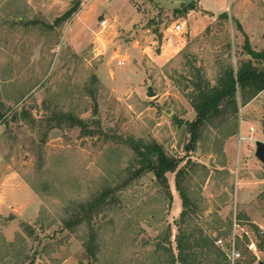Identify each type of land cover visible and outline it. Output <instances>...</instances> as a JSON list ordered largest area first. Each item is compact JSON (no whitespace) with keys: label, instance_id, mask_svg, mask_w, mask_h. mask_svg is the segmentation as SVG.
<instances>
[{"label":"rangeland","instance_id":"374dc122","mask_svg":"<svg viewBox=\"0 0 264 264\" xmlns=\"http://www.w3.org/2000/svg\"><path fill=\"white\" fill-rule=\"evenodd\" d=\"M70 1V7L79 2V11L50 29L44 23L56 17L31 0H0V100L10 110L0 120V255L17 264L24 236L38 264H150L169 227L175 249L183 209L175 172L168 173L171 196L152 173L122 187V205L100 228L97 259L77 233L60 230L67 205L126 177L133 151L120 135L155 139L170 155L184 156L183 163L197 161L188 181L196 221L212 231L245 214L236 230L239 262L264 263V248L245 245L264 238V164L255 155L256 141H264V90L247 104L239 100L234 134L211 128L190 149L187 122L196 112L179 86L191 63L217 82L235 61L229 42L233 52L246 36L254 48L264 46V0ZM222 11L228 21L216 19ZM15 111L27 115L14 119ZM55 111L81 117L90 128L97 114L111 136H81L69 122L54 126L48 118ZM240 131L249 138L240 141ZM27 223L37 241L27 235Z\"/></svg>","mask_w":264,"mask_h":264},{"label":"trees","instance_id":"16d2710c","mask_svg":"<svg viewBox=\"0 0 264 264\" xmlns=\"http://www.w3.org/2000/svg\"><path fill=\"white\" fill-rule=\"evenodd\" d=\"M182 7L183 11L188 12L190 10V7L184 3ZM79 8V2H75L52 22L45 21L44 25L50 29L62 27L73 19ZM205 12L211 14L208 10ZM216 19L223 20V22L228 21L230 19L229 13L222 11ZM237 24L240 29L242 27L240 21H237ZM210 29L211 25L207 27V30ZM227 47L235 61L233 58L229 60L222 72L219 73L217 82L214 83L207 78L203 73V68L192 65V63L189 65L188 73L180 75L182 81L180 80L179 86L191 101L196 112L195 118L187 122V131L190 134L188 147L190 149L195 148L203 140L205 132L211 128L218 130L225 128L228 135L234 134L238 126L239 100L243 104H247L264 90V46L261 49L254 48L246 36L241 47L235 49L234 52L230 42L227 43ZM189 66L187 64L185 68H189ZM9 112L10 110L6 109L5 104L0 100V120H6ZM22 114L27 115L26 112L15 111L12 116L17 119ZM48 121L51 123L55 121L54 126H60L63 122L78 126L81 136L95 134H102L105 138L111 136L101 127V120L97 114L91 118V122L96 126L94 128H90L89 121L63 112H53ZM118 138L133 151V158L126 168V177L104 185L85 199L67 205L66 214L61 220L62 228L60 230L77 233L83 240L88 254L97 259L102 241L100 228L106 219L113 220L114 212H117V209L122 205L123 193L120 192L122 187L152 173L171 196L168 173L175 172L176 188L181 196L183 206L181 214L176 220L178 233L175 238V249L177 251L173 248L172 230L169 227L165 241L156 242L155 249L151 253L155 261L150 264H231L228 248L229 238L233 233L234 219H229L227 224L211 226L212 231L208 230L209 227L206 228L196 221L198 205L191 196L188 181L191 177L190 170L198 162L189 157L183 163L184 156L170 155L163 144L155 139H137L132 136L125 138L120 135ZM260 199L264 202V191L260 195ZM243 218H247L243 213L236 216L239 224V220H243ZM226 225L228 227L224 228ZM254 226L259 230L257 225ZM25 229L27 235L32 236L34 241L39 239L37 230L31 224H25ZM82 230L86 232L85 235L81 234ZM220 238L224 239L225 244L217 243ZM238 240L240 247L239 236ZM149 242V240H145V245H148ZM28 246L29 242L23 236L21 247L18 249V254L22 255L18 258L17 264H38L36 263V253L32 254ZM258 247L264 248V238ZM150 256L147 258L148 260ZM0 262L7 264L1 255ZM251 262L253 261H247L246 264ZM238 264L241 263L238 261Z\"/></svg>","mask_w":264,"mask_h":264},{"label":"built area","instance_id":"2783aa9c","mask_svg":"<svg viewBox=\"0 0 264 264\" xmlns=\"http://www.w3.org/2000/svg\"><path fill=\"white\" fill-rule=\"evenodd\" d=\"M183 27L182 24H176L174 29L179 31L181 30ZM253 129V128H251ZM249 137L246 135H243L242 131L239 132V140L240 141H245L247 140ZM256 141V140H255ZM240 226V224L237 222V220H234V229H233V233L232 236L229 238V248H228V257H229V261L231 264H236L238 261H240L243 258V252L240 250L239 246H238V233H237V228ZM245 234L247 236H250V233L248 231H245ZM218 244H225V241L223 238L218 239L217 241ZM246 247L248 248L249 251H253L256 252L259 247L257 245V243L253 240L250 239L248 241H246Z\"/></svg>","mask_w":264,"mask_h":264},{"label":"crops","instance_id":"0c3cea01","mask_svg":"<svg viewBox=\"0 0 264 264\" xmlns=\"http://www.w3.org/2000/svg\"><path fill=\"white\" fill-rule=\"evenodd\" d=\"M31 2L37 5L38 9L43 11L46 15L47 14L50 16L52 15V18L63 14L64 11H66L70 7V3H71L70 0H31ZM63 2L66 3L65 8L60 7L61 4H63ZM59 8L62 11L56 13V11H58ZM210 22H212V18H210V20H208L205 25L209 24ZM75 44H78V43L75 42Z\"/></svg>","mask_w":264,"mask_h":264},{"label":"water","instance_id":"95a60500","mask_svg":"<svg viewBox=\"0 0 264 264\" xmlns=\"http://www.w3.org/2000/svg\"><path fill=\"white\" fill-rule=\"evenodd\" d=\"M148 92H149V95L154 94L152 87L148 88ZM255 155L264 164V141L263 140H257L256 141ZM262 264H264V263L262 262Z\"/></svg>","mask_w":264,"mask_h":264}]
</instances>
